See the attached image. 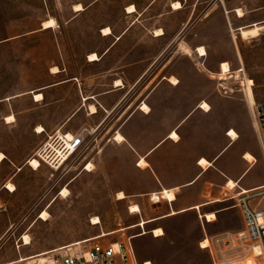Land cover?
<instances>
[{"label": "rangeland", "instance_id": "obj_1", "mask_svg": "<svg viewBox=\"0 0 264 264\" xmlns=\"http://www.w3.org/2000/svg\"><path fill=\"white\" fill-rule=\"evenodd\" d=\"M151 1L0 0V151L6 154L0 161V264L12 260L16 261L9 264H28L31 259H17L20 255L34 254L95 236L103 230L138 223L142 217L149 218L156 212L166 210L167 200L152 203L147 195L141 194L136 196L140 199L134 201L141 202L143 216L140 218V213L129 209L133 201L130 203L128 198H117L119 190L128 193L144 190L143 186L150 182V178L136 168V159L133 160L135 157L129 146L113 141L101 143L99 133L88 134L81 153L71 157L63 167L55 169L41 163L35 168L28 163L46 137L44 131L35 132V126L44 118H53L56 111L52 95L47 97V101L50 100L48 106H44L43 102L33 100H37L35 92L43 90L45 84L56 77H84L91 72L95 86V79L101 75V65L87 63L86 53L100 51L108 43L101 36L104 26L112 25L117 29L133 20L134 13H126L129 4L136 3V10L137 7L147 8L135 26L136 36L127 43H137L142 47L153 45L152 40H144L141 35L143 30L155 28L163 21L179 23L185 18V3L189 6L192 0H183L184 8L176 15L170 11L171 0H155L149 7ZM173 1L171 6L178 9L174 8ZM78 2L83 3L84 7L75 9ZM238 8L245 12L243 16L238 15ZM51 17L56 19V24L44 26L43 21ZM193 21L195 24L190 34L198 29L205 34L203 42L209 48L207 62L222 60L229 62L232 70L243 68L239 76L220 78L217 72L221 63L217 70H213L197 60L202 68L207 69L202 73L207 79L206 83L199 86L204 89L206 100L212 103L208 101L211 108L213 105V109L220 113L222 146L227 142L224 129L234 127L239 133L232 144L228 136L231 141L227 146L231 147L223 153L222 158L232 151H238L239 158L233 162V168L238 169L244 162H250L243 157V153L251 149L244 148L249 144L255 146L260 151L259 155L257 157L251 150L256 159L242 174L245 176L248 171L244 184L256 183L264 179V152L250 111V96L254 102L264 100V29L256 36H245L241 27L264 22V0H200ZM185 45L188 44L181 42L180 48L192 55L193 50L187 53ZM186 54L176 61L185 66V70L190 69L193 63ZM54 65L63 70L52 73ZM250 78L254 83L248 82ZM222 85L234 87L236 91L225 94ZM89 89L91 86L85 85V90ZM67 97H70L69 93ZM190 102L185 99V106ZM8 114H14L15 119L8 122ZM88 158L92 159L91 170L83 169ZM229 177L232 176L226 177L224 190L233 193L238 187L225 185ZM8 181L15 184V190L5 186ZM240 185L246 186L242 180ZM64 186L69 188L67 195L60 194ZM256 201V197L249 199L250 204ZM44 209L49 211L46 219L39 217ZM94 215L100 216L99 223L91 221ZM203 218L195 211H188L147 222V232L143 234L135 235L143 230V226L137 224L104 235L103 238L116 241L124 235H134L138 256L152 260L153 264H213L208 249L199 244L205 235L202 221L208 229L204 214ZM231 219L232 216L229 221ZM156 226H162L164 233L155 236L153 227ZM24 234L30 236V243L24 244ZM254 260L255 264H263ZM254 260L242 264H252Z\"/></svg>", "mask_w": 264, "mask_h": 264}, {"label": "crops", "instance_id": "obj_2", "mask_svg": "<svg viewBox=\"0 0 264 264\" xmlns=\"http://www.w3.org/2000/svg\"><path fill=\"white\" fill-rule=\"evenodd\" d=\"M172 1L169 2V8L176 15L183 10L184 3L181 0L183 6L173 9ZM154 2L155 0H152L149 7ZM199 3L200 0H192L190 7L185 3V18L179 23L163 21L156 26L164 28L165 32L162 34L154 33L156 27L143 30L142 37L145 41L152 40V47L149 45L139 47L137 43L127 45L131 38L136 36L135 26L147 8L137 7L136 11L128 12L126 7V13H134L133 20L117 29L111 25L113 31L109 34H103L101 31V36L106 38L108 43L100 51L92 50L97 51L100 58L91 60L90 52L86 53L87 63L101 65V75L95 79V86L92 81L93 72L84 77L59 76L45 84L41 90L44 93L43 99L35 100L32 97L36 102H43L44 106L50 103L47 97L49 95L53 97L52 104L56 107L54 117L44 118L41 122L45 126V133L58 128L75 131L86 126L102 136L101 143L113 141L132 149L136 168L147 174L150 182L143 186L144 190L125 192L126 196L119 199L128 198L127 200L130 203L133 201L131 203L133 204L137 203L134 201L139 198L136 197L138 195L148 196L154 191L157 194L160 191L163 193L166 188L174 189L175 197L170 198L163 193L159 201L152 202L158 203L165 199L168 206L166 210L156 212L149 218L142 217L140 201L137 203L140 204L138 211H132L131 204H128L130 211L140 213L142 219L138 223L127 225V228L137 224L146 228L147 222L152 223L168 216L195 211L201 219H204L203 214L207 217L208 212L217 213L214 219L206 218L208 229L202 221L205 235L227 229H239L243 226V217L236 199L231 200L229 197L231 192L224 190L226 177L230 175L236 178L237 185H240L242 180V184L248 189L264 183V179L252 184L243 183L248 171L245 176L242 173L250 167V162L248 161L249 164L244 162L240 168L234 169L233 162L239 158L238 151H232L222 158L223 153L231 147L227 146L231 140L225 134L230 126L224 129L227 142L222 146L220 113L213 109V105L209 110L199 106L207 99L204 89L199 86L206 83L207 79L202 73L207 69L202 68L197 60H201L213 70H217L222 62V60L207 62L208 53L196 52L200 44H204L209 52L208 44L203 42L205 34L200 29L190 34L195 24L193 19ZM181 42L192 48V55L183 52L180 48ZM185 54L193 62L190 69L186 70L185 66L176 62L178 57ZM62 70L60 68V71L52 73H60ZM170 75L177 76L179 82L169 81ZM118 78L122 79L121 84H116ZM85 85H90L91 89L85 90ZM67 93L70 97H67ZM185 99L191 101L188 106H185ZM145 101L151 107L149 111L139 107ZM91 103L97 105L98 111L93 112L90 109ZM173 130L178 131L179 139L170 136ZM118 131L125 135V140L120 142L113 138ZM247 148L258 157L260 151L255 146L249 144L244 149ZM142 156L147 159V165L139 164ZM203 156L213 163L207 167L203 166L200 163ZM14 174L10 177L12 178ZM225 185L228 187L227 183ZM251 205L264 206V198L261 200L257 198ZM231 216L232 219L229 221ZM143 219L146 220L144 225L140 224ZM156 227H153V231Z\"/></svg>", "mask_w": 264, "mask_h": 264}, {"label": "built area", "instance_id": "obj_3", "mask_svg": "<svg viewBox=\"0 0 264 264\" xmlns=\"http://www.w3.org/2000/svg\"><path fill=\"white\" fill-rule=\"evenodd\" d=\"M222 88L225 94L236 91L229 85H222ZM242 91L246 96L244 88ZM250 111L256 121L257 135L264 152V100L255 102ZM34 130L38 133L37 127ZM92 132L93 129L86 126L75 131L58 128L46 132V137L33 154H36L41 163L58 169L71 157L81 153L88 134ZM227 132L229 134L230 129ZM90 162L91 159L88 158L83 169L88 170ZM155 192L148 194L151 202H157L163 197L162 191L157 194ZM229 197L236 199L240 206L243 226L235 230L227 229L211 235L206 234L202 239H207L204 248L208 249L213 264H240L250 257H255L264 264V206H253L249 202L251 197H257L259 200L264 198V183L250 187L248 191L241 187L230 193ZM98 235L75 244L52 247L42 259L36 257L28 264H153L152 260L138 256L132 234L124 235L116 241L105 240L104 236ZM202 240L199 242L201 246ZM256 247L260 248L258 253L255 251Z\"/></svg>", "mask_w": 264, "mask_h": 264}, {"label": "bare ground", "instance_id": "obj_4", "mask_svg": "<svg viewBox=\"0 0 264 264\" xmlns=\"http://www.w3.org/2000/svg\"><path fill=\"white\" fill-rule=\"evenodd\" d=\"M173 6H174V8H179V7L182 6V2H181L180 0H174V1H173ZM83 7H84L83 3H81V2L75 3V9H81V8H83ZM134 10H136V5H135L134 3L129 4V5H128V11H134ZM244 14H245V12L243 11V9H242V8H238V15H239V16H243ZM43 22H44V26H52V25L56 24V19H55L54 17H51V18L46 19V20L43 21ZM262 29H264V22H256V23H254V24L251 25V26H248V27H241V32H242V34L245 35V36H256L257 34H259V33L262 31ZM112 31H113V30H112V27H111L110 25H106V26H104L103 29H102V33H103V34H109V33H111ZM162 33H164V29H163L162 27H158V28L155 29V34H156V35H158V34H162ZM196 50H197V51H200L201 54H207V49H206V47H205L204 45H199V47L196 48ZM185 51H186L187 53H192V48H191L189 45H185ZM198 53H199V52H198ZM99 57H100V56H99V53H98L97 51H91V52L89 53V59H91V60L98 59ZM242 69H243V68L236 69V70H232V68H231V66H230V64H229V62H227V61H223V62L220 64V70L217 72V74L219 75L218 77H220V78H226V77H228V76H230V75L239 76V71H241ZM51 70H52V72H58V71L60 70V68H59L58 65H54V66H52ZM213 74H215V72H213ZM168 79H169V81H171L172 83H178V82H179L178 77L175 76V75H170ZM122 82H123V81H122L120 78H118V79L116 80V84H121ZM248 82L251 83V84L254 83V81H253L252 78H250V79L248 80ZM248 89L251 90L250 88H248ZM43 97H44V94H43L42 91H37V92H35V98H36L37 100H38V99H42ZM254 103H255L254 100H253L252 97L250 96V104H251V106H252ZM199 106L202 107V108H204V109H207V110H209V109L211 108V104H210L206 99H204V100L201 102V104H199ZM139 107H140L142 110H145V111H149V110L151 109V108H150V105H149L146 101L143 102V105H142V106H139ZM90 109H91L93 112L98 111V107H97V105L94 104V103L90 104ZM14 119H15V115H14V114H8V115L6 116V120H7L8 122L13 121ZM255 123H256V121H255ZM256 128H257V125H256ZM37 129H38V133H41V132L44 131L45 126H44L42 123H40V124H38ZM226 134L232 139V142H230V144H232V143H233V142L239 137V133L237 132V130H236L234 127H231V128H230V132H229V134H228V132H227ZM170 136H171L172 138L179 139L180 134L178 133L177 130H173V131H171ZM113 138H114L115 140H117V141H123V140H125V136H124V134H123L122 132H120V131H118V132L116 133V135L113 136ZM5 156H6V154H5L3 151H0V161H2V160L5 158ZM243 157H244L245 159H247L248 161H250V162H253V161L256 159L255 154H254L251 150H245L244 153H243ZM140 158H141V159L139 160V164H140V165H143V166H144V165H147V164H148V161H147V159H146L144 156H142V157H140ZM28 163H29L30 165L34 166L35 168H37V167H39V166L41 165V161H40L39 158L36 156V154L32 155V156L28 159ZM200 163H201L203 166L207 167L208 165H211L213 162H212L210 159H208L207 157L203 156V157H201ZM253 163H254V162H253ZM88 167H89L88 170H91L92 167H93V163L90 162V163L88 164ZM19 168H21V167H19ZM226 183H227L228 187H235V186L238 184V181H237V179H234V178H232V177H229ZM5 186L8 187V188H9L10 190H12V191L15 190V188H16L15 184H14L13 182H10V181H8V182L5 184ZM237 187H238V190H239L241 187L244 188V191H248V190H249L248 188H246V187H244V186H241V185H237ZM68 192H69V188H68V186H64L63 190L60 191V194H62V195H67ZM163 193H164V195L167 196V197H170V198L175 197V192H174V189H173V188H166V189L164 190ZM125 196H126V193H125L124 190H119V191L117 192V197H118V198H122V197H125ZM130 209H131L132 211H138V210H139V205H138L137 203H133V204L130 205ZM48 215H49V211H48L47 209H44V210L42 211V213L39 215V217L46 219V218H48ZM206 216H207V218H208L209 220H211V219H214V218L216 217V214H215L214 212H208V213L206 214ZM91 221H92L93 223H99V222L101 221V218H100L99 215H94V216L92 217ZM145 221H146V220L143 219V220L140 222V224H143V225H144ZM127 227H128L127 225H122V226H120L119 228H116V229H112V230H108V231H107V230H103L98 236H104V235H107V234H110V233H114V232L119 231V230H124V229H126ZM145 231H147L146 228H143V230H141V232L138 233V234L144 233ZM154 231H155V232H154ZM154 231H153L154 235H155V236H158V235H161V234L164 233V228L161 227V226H159V227H156ZM138 234H135V235H138ZM96 236H97V235H95V236H91V237H87V238H84V239H81V240H78V241L71 242L70 244L78 243V242H82V241H84V240L86 241V240H88V239H92V238H94V237H96ZM131 236L133 237L134 235H131ZM24 241H25L24 244H28V243L31 242L30 236H29L28 234H24ZM206 243H207V239L202 240V246H201V245H200V246H201V247H205V246H206ZM49 250H50V249H44V250H41V251H39V252H37V253H34V254H30V255H20L19 258H18L17 260H25V259L28 260V259H31L30 261H32V260H33L34 258H36V257H40V258L42 259L43 256H44ZM255 251L258 253V252L260 251V248H259V247H256ZM254 259H256V258H255V257H250V258H248V259L242 261L240 264H242V263H244V262L247 263V262L252 261V260H254ZM256 260H257V259H256ZM14 261H16V260L8 261V262H5V263H3V264H9V263H12V262H14ZM257 261H258V260H257ZM259 262L262 263V261H259ZM251 263H252V262H251ZM148 264H150V263H148ZM252 264H255V260L253 261Z\"/></svg>", "mask_w": 264, "mask_h": 264}]
</instances>
